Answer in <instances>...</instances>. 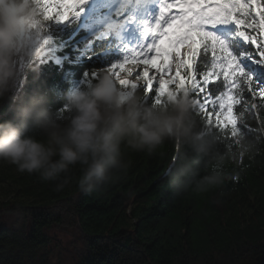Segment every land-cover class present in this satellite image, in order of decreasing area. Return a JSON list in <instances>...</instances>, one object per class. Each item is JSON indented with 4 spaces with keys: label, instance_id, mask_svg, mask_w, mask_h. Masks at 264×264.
<instances>
[{
    "label": "trees",
    "instance_id": "1",
    "mask_svg": "<svg viewBox=\"0 0 264 264\" xmlns=\"http://www.w3.org/2000/svg\"><path fill=\"white\" fill-rule=\"evenodd\" d=\"M108 6V0H84L78 15L70 14L61 26L59 38L44 24L31 55L16 58L18 75L0 98V122L12 119L13 107L35 92L47 97L62 120L64 96L86 88L100 70L121 61L114 38L94 40L85 57L74 55ZM191 40L199 47L195 33ZM136 88L145 103L153 102L142 85ZM254 99L258 110L247 114L256 118L248 122L249 132L264 116L261 98ZM173 151L170 145L162 149L164 154ZM128 160L120 180L90 196L76 188L78 171L67 183H45L0 164V182L12 194L0 203V264H66L56 253L59 232L72 238V264H264V150L242 162L240 176L220 190L223 195L170 192L163 182L166 155L130 153Z\"/></svg>",
    "mask_w": 264,
    "mask_h": 264
},
{
    "label": "clouds",
    "instance_id": "2",
    "mask_svg": "<svg viewBox=\"0 0 264 264\" xmlns=\"http://www.w3.org/2000/svg\"><path fill=\"white\" fill-rule=\"evenodd\" d=\"M46 20L36 0H0V98L17 79V56L31 55ZM63 103L67 114L61 120L45 95L21 99L12 119L0 122V164L45 183H67L78 171L76 188L90 196L123 177L130 153L166 155L163 182L170 192L223 195L220 190L240 176L242 162L264 150V116L249 132L247 124L256 118L242 113L240 131L225 140L201 119L189 94L174 90L145 103L142 91L121 86L108 69L86 88L67 93ZM167 145L174 151L164 154Z\"/></svg>",
    "mask_w": 264,
    "mask_h": 264
},
{
    "label": "snow or ice",
    "instance_id": "3",
    "mask_svg": "<svg viewBox=\"0 0 264 264\" xmlns=\"http://www.w3.org/2000/svg\"><path fill=\"white\" fill-rule=\"evenodd\" d=\"M36 2L46 19L65 21L69 14L78 15L84 0ZM174 7L180 11L171 14ZM230 24L236 27H216ZM208 25L212 30H205ZM144 31L152 39L108 69L121 86L142 85L153 96V103L174 90L189 94L201 119L226 140L240 131L242 113L258 110L254 98H261L259 106H264V0H162L157 23L146 25ZM191 33L198 37L199 47L197 41L189 42ZM165 42L170 47L162 52ZM181 47L183 52L177 51ZM156 58H160L159 64L153 63ZM128 64L132 67H125ZM133 77L142 83L133 82Z\"/></svg>",
    "mask_w": 264,
    "mask_h": 264
},
{
    "label": "rangeland",
    "instance_id": "4",
    "mask_svg": "<svg viewBox=\"0 0 264 264\" xmlns=\"http://www.w3.org/2000/svg\"><path fill=\"white\" fill-rule=\"evenodd\" d=\"M95 3L99 2V0H93ZM210 3H213L214 0H209ZM53 16H55V11H53ZM70 15V14H69ZM69 16L67 17V20L65 21H59L57 19H47L46 20V25L49 27L50 31L52 32V35L54 36V38H59L61 35V26L64 25L67 21H68ZM135 25L134 27H131V32L129 33V35H123L120 36V34L117 35L116 37V41L114 42V48L116 49V51L121 52L122 51V44L123 42L126 44H130V45H134L133 50L135 49H139L144 43H146L148 40H151L152 37L151 35H147L145 34V32L140 34V27H142V23H139V21H134L133 22ZM211 26V25H210ZM212 27V26H211ZM105 36H101V37H106ZM93 35H91L89 38H86L82 43L83 48L80 50H77L74 55L77 58H82L87 56L86 54V50L89 49L90 47V40L93 39ZM189 42H191V39L189 37ZM169 45L167 42H165L164 45H162L161 47V51L162 52H167L169 50ZM177 51L183 52V48L181 47L180 49H177ZM130 54V53H129ZM129 54L125 55L128 56ZM154 55V54H153ZM121 59L120 62H122L124 59ZM165 60H171L170 56H165L164 57ZM120 62H116V63H120ZM116 63H110L109 68L111 67V65L116 64ZM153 63L155 64H159L160 63V58H156L155 60H153ZM125 67H132V65L128 64L125 65ZM107 68V69H109ZM142 66H140L139 68H136L137 71L141 70ZM117 71L121 72V75H123V70L121 69H117ZM173 73L169 72L168 75H172ZM133 81L136 83H142L141 81H136L135 78L133 77ZM228 119H231L230 117H228ZM3 187H5L1 182H0V203H2L3 200H6L7 198L11 197L12 194H8L6 193V191L3 189ZM58 241H55V248H56V253L57 255H59L61 258H63L65 260L66 264H72V256H73V252H74V248L73 246L70 244L72 238L70 235L67 234H63L61 232H59L56 235ZM72 252V253H71Z\"/></svg>",
    "mask_w": 264,
    "mask_h": 264
},
{
    "label": "bare ground",
    "instance_id": "5",
    "mask_svg": "<svg viewBox=\"0 0 264 264\" xmlns=\"http://www.w3.org/2000/svg\"><path fill=\"white\" fill-rule=\"evenodd\" d=\"M162 7V6H161ZM161 7H159V11L161 12ZM178 10V8H172L171 10H170V13H174L175 11H177Z\"/></svg>",
    "mask_w": 264,
    "mask_h": 264
}]
</instances>
